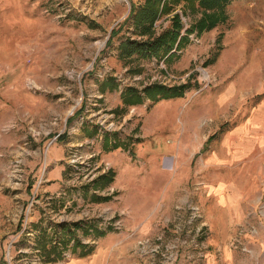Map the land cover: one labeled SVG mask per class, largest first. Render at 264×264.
Instances as JSON below:
<instances>
[{"label":"rangeland","instance_id":"obj_1","mask_svg":"<svg viewBox=\"0 0 264 264\" xmlns=\"http://www.w3.org/2000/svg\"><path fill=\"white\" fill-rule=\"evenodd\" d=\"M142 2L0 0V264H52L36 239L78 221L127 234L121 264H264V144L240 143L238 157L230 138L212 141L191 158L180 152L177 165L162 156L157 165L144 152L136 177H118L105 165L110 152L144 145L167 154L170 147L163 137L139 142L155 127L152 104L142 96L141 105L123 107L127 87L141 93L153 84L186 85L184 101L200 95L208 111L221 92L238 89L241 115L264 103V0H233L225 21L190 34L176 61H120L119 42L135 37L123 23L131 3ZM181 9L172 14L184 28L202 14ZM172 14L156 22L157 34ZM113 29L120 32L107 45ZM110 79L109 93L101 85ZM104 138L126 147L105 151ZM108 171L128 190L117 192L113 182L96 187ZM75 259L67 251L54 264Z\"/></svg>","mask_w":264,"mask_h":264},{"label":"trees","instance_id":"obj_2","mask_svg":"<svg viewBox=\"0 0 264 264\" xmlns=\"http://www.w3.org/2000/svg\"><path fill=\"white\" fill-rule=\"evenodd\" d=\"M233 0H143L140 5L131 3L127 19L123 24L131 30L132 36H125L117 46V58L120 61L127 62L133 57L140 60H155L156 62H173L179 59L182 50L190 43L189 36L192 33L200 35L203 32L213 29L218 23L225 21V8ZM178 7L184 12L201 11L200 19L189 28H184L180 14H172ZM181 9V10H182ZM170 27L156 33V22L163 16L171 15ZM123 26V25H122ZM184 31V34H183ZM120 30H111L107 45L112 43V39L119 34ZM111 80V79H110ZM107 80L102 83L101 87L113 90L115 85L113 81ZM110 81V83H109ZM186 85L165 87L161 84H153L145 87L140 93L132 87H127L120 93V101L123 107L136 106L142 104V96L148 99L152 105L161 100L181 98L184 95ZM224 125L220 127L219 133L224 130ZM215 136L208 139L211 142ZM60 136L57 137V141ZM65 137L61 138L64 141ZM126 142L114 141L112 144L103 141L105 151L115 150L126 147ZM114 173L108 171L99 176L93 183L96 187L101 185L105 187L113 182ZM93 200L107 201L109 197H98L92 195ZM97 223V224H96ZM62 222L53 227V237L42 235L36 239L35 248L45 256V263H58L64 260V253L69 251L76 255L77 258H86L94 251V244H84L77 237L80 232L84 236H90L99 239L105 236L110 230L100 228L98 222Z\"/></svg>","mask_w":264,"mask_h":264},{"label":"crops","instance_id":"obj_3","mask_svg":"<svg viewBox=\"0 0 264 264\" xmlns=\"http://www.w3.org/2000/svg\"><path fill=\"white\" fill-rule=\"evenodd\" d=\"M231 87L235 89L237 85L232 83ZM107 91L110 93L109 90ZM103 93L105 92H102V94ZM199 96L200 95L194 98L193 101L192 99L184 101L185 96H183V101L180 103L179 100L181 98H176L162 100L157 104L151 105L150 114L155 127H153L147 138L140 139L139 142H145L151 137H156L159 138L157 143L161 144L163 141L160 140V138L163 137L164 144H169L170 146L167 150V154L156 152L153 148L142 145L136 151L131 149V153L129 150L127 152L124 150V152H119V150L115 153L110 152L111 155L109 159L106 160L105 165L107 164L110 169L115 171L118 177L126 174L131 177H136V175H142L141 173L143 172L141 171L142 166H138L136 162H138V157H141L144 152L151 154V159H155L157 165L160 163V156L163 158H171L177 165L180 152L188 153L191 158L195 153L200 151L203 145L209 144L208 139L215 135L216 137L212 141L217 142L219 140V144L221 145L226 144L231 139L232 141H230V143L233 145L235 144L234 151H236L238 157L241 151L236 145L240 143H248L249 145H251V143L257 145L261 143L264 144V103L261 105L257 104V106L253 108V113H251L250 107L248 111L241 115L240 97L242 95L238 89L235 91L233 90L231 93L221 92L220 95L213 100L212 109L209 111L208 109H204V101L202 97ZM191 101L195 103L194 107ZM207 101L208 100L205 102ZM226 106L230 107V110H227L225 108ZM233 120L236 122L234 123ZM228 121H231L229 123V128L219 133L220 127L223 126L224 123L227 124ZM165 123L169 126L168 128H164ZM224 126L226 127L225 124ZM185 145H188V147ZM219 147L217 145V147L213 148L218 150ZM220 149L219 152H221ZM245 151L246 149H242L243 153ZM147 156L150 157L148 154ZM215 158L217 159L218 157L215 156ZM219 162L221 161L219 160ZM152 169L156 173L157 170H159L155 166H153ZM173 175H175V173H173ZM113 183V188L116 189L117 192L128 190V187L118 182V178H115ZM125 208L130 209L132 207L130 205H125ZM115 211L122 213L117 208H114V212ZM149 219L150 216L146 217V220ZM99 225L98 223V226ZM127 236L128 235L124 232L107 233L104 237L99 238L101 241L94 243V251L90 256L86 258H77L65 264H121L119 256L124 255L128 251V247H124V240H127Z\"/></svg>","mask_w":264,"mask_h":264}]
</instances>
